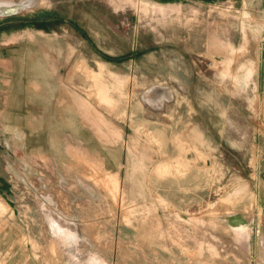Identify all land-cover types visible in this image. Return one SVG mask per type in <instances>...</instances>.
<instances>
[{
  "label": "rangeland",
  "instance_id": "1",
  "mask_svg": "<svg viewBox=\"0 0 264 264\" xmlns=\"http://www.w3.org/2000/svg\"><path fill=\"white\" fill-rule=\"evenodd\" d=\"M0 264H264V0H0Z\"/></svg>",
  "mask_w": 264,
  "mask_h": 264
},
{
  "label": "crops",
  "instance_id": "2",
  "mask_svg": "<svg viewBox=\"0 0 264 264\" xmlns=\"http://www.w3.org/2000/svg\"><path fill=\"white\" fill-rule=\"evenodd\" d=\"M170 1H171V0H170ZM168 94H169V93L166 92V93L163 94V96H164V97H168ZM153 96H154V99H151L152 103H153V102H154V103H158L159 100H160V99L156 98V97H158V96H157V95H153ZM163 96H162V97H163Z\"/></svg>",
  "mask_w": 264,
  "mask_h": 264
},
{
  "label": "water",
  "instance_id": "3",
  "mask_svg": "<svg viewBox=\"0 0 264 264\" xmlns=\"http://www.w3.org/2000/svg\"><path fill=\"white\" fill-rule=\"evenodd\" d=\"M19 10H21V8H17V10L16 11H13V12H9V10H4L3 13H1V15H9V14L15 13V12H17Z\"/></svg>",
  "mask_w": 264,
  "mask_h": 264
},
{
  "label": "bare ground",
  "instance_id": "4",
  "mask_svg": "<svg viewBox=\"0 0 264 264\" xmlns=\"http://www.w3.org/2000/svg\"><path fill=\"white\" fill-rule=\"evenodd\" d=\"M150 99H151V98H150ZM150 99H149V100H150ZM151 102H152V101H151ZM153 103H154V102H153ZM154 105H155V104H154Z\"/></svg>",
  "mask_w": 264,
  "mask_h": 264
}]
</instances>
